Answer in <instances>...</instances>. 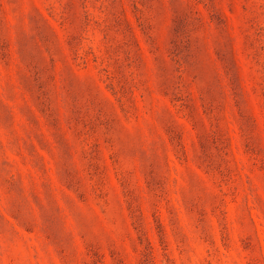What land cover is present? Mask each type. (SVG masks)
Here are the masks:
<instances>
[{
	"label": "rangeland",
	"instance_id": "obj_1",
	"mask_svg": "<svg viewBox=\"0 0 264 264\" xmlns=\"http://www.w3.org/2000/svg\"><path fill=\"white\" fill-rule=\"evenodd\" d=\"M0 264H264V0H0Z\"/></svg>",
	"mask_w": 264,
	"mask_h": 264
}]
</instances>
